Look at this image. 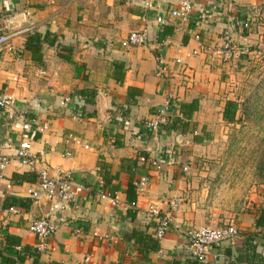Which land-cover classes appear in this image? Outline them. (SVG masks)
Segmentation results:
<instances>
[{
  "label": "crops",
  "instance_id": "crops-1",
  "mask_svg": "<svg viewBox=\"0 0 264 264\" xmlns=\"http://www.w3.org/2000/svg\"><path fill=\"white\" fill-rule=\"evenodd\" d=\"M177 2L0 0V32L11 34L9 44L0 49V88L12 93L21 108L29 107V117L47 125L42 133H35L32 143L37 169L51 175L71 171L84 188L70 209L50 212L44 196L33 199L27 193V187L36 185V174L12 158L0 181V247L9 234L17 238L13 248L22 250L27 244L36 249L37 239L28 224L49 215L58 220L57 232L50 238L48 250L36 249L37 264H184L190 257L185 233L171 226L157 239V222L146 212L148 205L167 209L169 199L178 196L174 217L183 227L210 221L212 228L219 225L194 205L191 188L195 181L181 161L187 154L184 136L192 138L206 129V116L214 106L220 108L222 118L236 59L220 61L210 47L241 32L233 18L264 23V0H191L193 8L186 20L170 14ZM160 17L166 21L160 22ZM164 27L171 32L161 36ZM34 29L57 32L60 43L73 48L70 59L58 55L66 53L62 47L44 46L42 63H34L23 49L27 31ZM133 29L147 31L145 45L121 44ZM259 31L250 28L244 32L250 33L251 41L253 36L259 41ZM196 34L209 49L187 57L186 52L196 47ZM176 56L184 62H176ZM116 61L121 65L116 66ZM161 64L166 70L159 75ZM170 88L176 94L172 114H180L179 102H197L189 128L180 132L165 130L163 125L157 132H149L144 121L157 111ZM12 126L0 110V152L15 151L19 132ZM194 126L196 130L190 131ZM167 154L172 155L171 161ZM141 156L160 159V168L141 162ZM104 172L111 176L107 185ZM130 172L133 181L148 178L141 192L133 184L135 206L125 192ZM8 181L10 187H6ZM110 184L116 186L111 193H117V203L112 202ZM10 199L15 202L6 205ZM258 215L259 210L233 218L240 234L214 244L205 264H249L246 249L248 239L253 238L256 250L264 253V225H256ZM95 232L109 238L100 239ZM153 241L156 250L147 248ZM33 262L26 255L23 264Z\"/></svg>",
  "mask_w": 264,
  "mask_h": 264
},
{
  "label": "built area",
  "instance_id": "built-area-1",
  "mask_svg": "<svg viewBox=\"0 0 264 264\" xmlns=\"http://www.w3.org/2000/svg\"><path fill=\"white\" fill-rule=\"evenodd\" d=\"M44 2H51L52 0H42ZM147 6H151L150 1H146ZM191 0H178L177 4L171 8L170 14L182 20L189 19V14L192 11ZM159 21L164 23L165 17H160ZM233 22L240 27L241 32L236 36L227 35L219 44H214L210 48L212 53L223 62H229L233 59L242 57L249 51L252 44L250 33H245L250 29L251 23L249 19L242 20L241 18H233ZM10 35L7 32H0V49L9 44ZM196 47L186 52V56L190 57L198 54L202 50H207L209 47L205 45L195 35ZM149 40L148 33L145 29L130 30L121 40V44L125 46L145 45ZM258 53L264 51V38L258 41L256 46ZM184 59L181 56H176L175 61L183 63ZM166 70V65L161 64L158 66V74L161 75ZM176 98L175 91L170 88L164 93V99L159 105L157 111L152 117L144 121V126L149 132H157L163 125L167 124L172 116V104ZM37 104L34 103L33 107ZM0 110L4 111L10 119L12 127L19 132V140L15 147L13 154H8L3 151L0 152V181L4 176V170L15 158L20 164L26 165L30 171L36 174L37 180L35 186L27 187L28 195L33 199H38L44 196L49 202V211L62 212L71 208L76 195L82 192L83 185L77 183L71 171H60L51 175L45 169H37L34 164L36 158L35 153L32 151V143L36 132L42 133L46 124H39L38 120L34 117H29L30 108L20 107L17 103L16 97L5 90L0 88ZM76 142L80 140L76 136H72ZM88 148L87 144L83 145ZM164 159V157H161ZM168 160H172V155L167 154ZM141 162H149L152 166L160 168L161 161L158 158L146 159L141 156ZM148 182L147 176H142L133 181L137 192L143 191L144 186ZM11 182L6 183V187H10ZM113 203L118 202V195L116 192L111 193ZM131 205L135 206L136 202L131 201ZM180 204V197L174 196L168 201V208L162 209L155 204L148 205L146 212L149 216L156 219V238L159 239L167 230L173 226L180 231H183L188 241V249L190 257L194 258L201 264L207 262L208 253L214 244H219L223 241H231L233 238L240 234L239 227L234 222H228L218 225L214 228L208 226L199 227H183L182 224L174 217V212ZM12 208V207H11ZM58 220H52L49 215H45L36 219H32L28 224V230L35 234L37 242L36 249L44 252L49 249V240L57 232ZM98 238H109V235L101 236L98 232L94 234ZM253 243L257 244L256 240ZM264 252V247L262 248Z\"/></svg>",
  "mask_w": 264,
  "mask_h": 264
},
{
  "label": "rangeland",
  "instance_id": "rangeland-1",
  "mask_svg": "<svg viewBox=\"0 0 264 264\" xmlns=\"http://www.w3.org/2000/svg\"><path fill=\"white\" fill-rule=\"evenodd\" d=\"M250 28L260 30L258 36L264 38V23L255 21ZM251 43L250 50L235 61L228 91V97L246 108L243 121H224L220 108L214 106L205 122L211 137L195 143L190 134L184 136L187 154L181 161L195 181L191 188L194 205L217 225L264 208V172L257 168L264 151V51L258 53L257 37ZM210 222L202 226L212 227Z\"/></svg>",
  "mask_w": 264,
  "mask_h": 264
},
{
  "label": "trees",
  "instance_id": "trees-1",
  "mask_svg": "<svg viewBox=\"0 0 264 264\" xmlns=\"http://www.w3.org/2000/svg\"><path fill=\"white\" fill-rule=\"evenodd\" d=\"M171 30L169 28H163L160 32V35L163 36L167 33H170ZM60 46L62 49L66 50V53L59 52L58 55L64 59H70V54L72 52V47L68 45H64L60 43L59 40V34L55 31H50L49 29H46L45 31L41 32L36 29L32 31H27L25 39L23 41V49L28 53L29 58L36 64H41L43 61V54H42V48L44 46L52 47V46ZM116 66L121 65V62H115ZM118 77V74L116 75ZM82 94L85 92V90H81ZM198 109V105L196 101H183L178 103V111L180 114H172L170 117V120L167 124H165L163 127H165V130L175 129L180 130V132H186L190 125V120L192 119L193 113ZM246 108L242 107V104L239 102L238 99L233 97H228L225 100L223 109H222V118L224 121H227L229 123H236V122H242L243 121V114H245ZM249 115V114H248ZM196 130V126L192 127L193 131ZM206 129H202L200 133H194L192 136V140L195 143H202L204 140H207L211 137L210 133L205 131ZM264 143V138H263ZM258 171L264 172V151L262 152L260 159L257 163ZM130 175H132V172H130ZM104 179V184L107 185V183H110L111 176L107 175L106 172L102 174ZM133 175L131 176L130 181H128L127 185L125 186V192H126V198L130 201L135 202V188L133 186ZM110 188V194L111 191L113 192L114 189H116V186L114 187L112 184L109 186ZM14 199H10L6 201V205H11L14 203ZM256 225L259 227L264 225V208L259 209V215L256 219ZM152 241V239H151ZM253 239H248L247 244V255L246 260L249 264H263L264 263V253L259 252L256 250L257 245L253 243ZM17 243V238L15 236L6 234L4 236V243L3 247H0V264H23V261L25 259V256L29 255L32 256L34 259L33 264H37L39 259V252L25 244L22 248V250H18L16 248H13L14 245ZM150 250H156L158 249V245L156 241H153L149 244L147 247ZM147 248L145 250H147ZM254 260V262H253ZM184 264H200L197 260H195L192 257H189ZM234 264H238V262H235Z\"/></svg>",
  "mask_w": 264,
  "mask_h": 264
}]
</instances>
